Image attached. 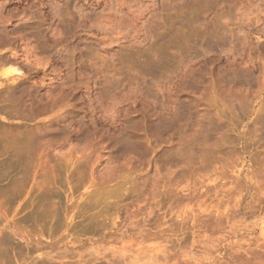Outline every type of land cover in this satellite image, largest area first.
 <instances>
[{"label":"rangeland","instance_id":"1","mask_svg":"<svg viewBox=\"0 0 264 264\" xmlns=\"http://www.w3.org/2000/svg\"><path fill=\"white\" fill-rule=\"evenodd\" d=\"M0 264H264V0H0Z\"/></svg>","mask_w":264,"mask_h":264}]
</instances>
